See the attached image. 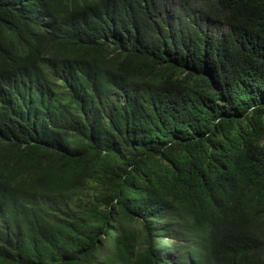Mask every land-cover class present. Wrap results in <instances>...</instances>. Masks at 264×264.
<instances>
[{"label": "trees", "instance_id": "obj_1", "mask_svg": "<svg viewBox=\"0 0 264 264\" xmlns=\"http://www.w3.org/2000/svg\"><path fill=\"white\" fill-rule=\"evenodd\" d=\"M0 264H264V0H0Z\"/></svg>", "mask_w": 264, "mask_h": 264}]
</instances>
